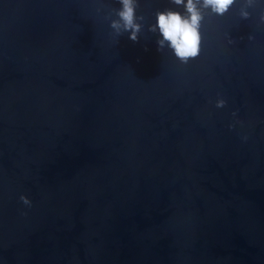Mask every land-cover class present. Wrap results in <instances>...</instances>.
<instances>
[{
  "label": "water",
  "instance_id": "obj_1",
  "mask_svg": "<svg viewBox=\"0 0 264 264\" xmlns=\"http://www.w3.org/2000/svg\"><path fill=\"white\" fill-rule=\"evenodd\" d=\"M139 4L0 0V264H264V0L187 64Z\"/></svg>",
  "mask_w": 264,
  "mask_h": 264
},
{
  "label": "clouds",
  "instance_id": "obj_2",
  "mask_svg": "<svg viewBox=\"0 0 264 264\" xmlns=\"http://www.w3.org/2000/svg\"><path fill=\"white\" fill-rule=\"evenodd\" d=\"M121 8L115 10L118 19L111 22L110 27L117 37L124 33H130V39L138 41L143 30L144 16H137V9L140 7L139 0H118ZM175 6H183L185 12L182 14L172 9L156 12V24H153L149 31L159 32L161 39L157 40L158 50L163 52L167 47L175 57L183 64L196 59L201 52L202 35L201 27L205 18V13L210 10L214 15L224 16L236 3V0H170ZM257 0H246V7H253ZM243 19H248L250 13L241 10ZM264 20V17L261 18ZM140 21V22H138ZM254 39V37H249ZM229 43H234L230 38ZM224 99H219L217 108L226 106ZM233 115H236L233 113ZM20 200L26 206H31V201L26 196H21Z\"/></svg>",
  "mask_w": 264,
  "mask_h": 264
}]
</instances>
